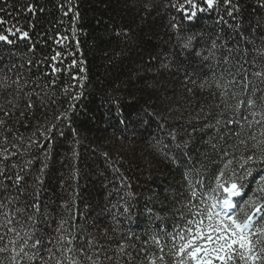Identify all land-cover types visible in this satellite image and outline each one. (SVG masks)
Segmentation results:
<instances>
[{
    "label": "snow or ice",
    "instance_id": "snow-or-ice-1",
    "mask_svg": "<svg viewBox=\"0 0 264 264\" xmlns=\"http://www.w3.org/2000/svg\"><path fill=\"white\" fill-rule=\"evenodd\" d=\"M131 4L148 13L162 4L168 13L166 31L181 55H194L209 67L221 63L228 66L219 76L213 74L199 82L184 69L182 85L188 93L193 92L191 84L212 94L215 111L208 113L213 120L205 127L215 129V135L204 141L206 147L194 158L189 150L192 135L185 133L182 138L179 132L168 133L172 145L164 146L168 151L161 158L182 170L178 198L174 196L169 213L174 214L171 228L157 225L139 245L138 237L125 235L115 225L93 233L78 223L74 205L68 200L61 204L55 235L39 226L48 216L40 196L50 154H43L35 175L29 154L43 147L41 141L54 140L57 132L63 135L60 127L70 118L74 102L81 98L88 81L79 42L74 51L68 43L77 36L78 5L73 0H58L71 28L50 37L58 47L39 58L34 44L18 47L19 41L31 39L30 32L0 17V196L9 186L15 190L0 199V264H264V16L246 21L239 0H131ZM259 7L264 8V2ZM21 9L29 15L44 11L43 6L37 8L28 0ZM212 12L216 13L213 27L199 34L194 31L195 22ZM230 40L235 41L232 47H228ZM4 55L10 58L7 65ZM172 66L167 56L158 68L150 65L145 74L151 72L153 79L146 81L147 86L155 88V76ZM64 76L67 79L59 83ZM58 96L66 98L67 109L56 106ZM112 100L110 114L125 132L131 129L135 133L140 125L152 121L164 128L166 117L160 110L145 106L124 112L119 98ZM37 107L43 110L44 119L32 126L22 125L33 129L25 135L17 125L28 118L29 110L34 115ZM257 167L253 187L250 178ZM29 176L31 184L27 185ZM76 176L73 169L69 179L75 181ZM132 196L130 192L121 195L112 208H122L127 218V202ZM156 219L165 218L158 215ZM109 231L120 236L115 248L101 242V237L109 238Z\"/></svg>",
    "mask_w": 264,
    "mask_h": 264
},
{
    "label": "trees",
    "instance_id": "trees-1",
    "mask_svg": "<svg viewBox=\"0 0 264 264\" xmlns=\"http://www.w3.org/2000/svg\"><path fill=\"white\" fill-rule=\"evenodd\" d=\"M28 2L35 3L37 8L43 6L44 11L29 15L21 9L25 0H7L6 3H0V7L4 8L0 17L9 25L23 26L30 32L31 39L19 41L18 47L24 49L34 44L39 58L58 47L50 37L70 29L71 21L63 17L58 0ZM73 2L78 5L80 18L76 24L77 36L68 43L74 51L76 42H79L83 59L86 60L88 81L83 95L74 102L70 118L60 127L59 131L63 135L57 132L54 140L41 141L43 147L29 154L33 161L32 175L39 171L43 154H50L40 196L42 208L46 206L48 216L42 218L39 226L46 233L55 235L62 213L61 204L68 200L74 205L78 223L85 225L89 231L96 233L99 229L102 233L105 228L115 225L125 235L138 237L136 243L139 245L141 240L148 238L149 232L157 230V225L171 228L173 223L174 214L169 213L174 196L178 198L182 170L161 158L168 151L164 146L172 145L168 133L179 132L182 138L185 133L192 135L194 139L189 150L194 158L206 147L204 141L215 135V129L205 127L213 120V116L208 113L215 111L212 108L215 103L212 94L191 84L189 87L193 88V92L188 93L182 85L184 69L199 82L211 78L213 74L219 76L228 66L221 63L209 67L208 62L201 64L194 55H181L179 49L173 47L175 41L170 39L166 31L168 13L162 4L158 10L148 13L138 4L133 7L131 0ZM262 2L264 0H239L246 21L264 16V8L259 7ZM215 17V12L203 14L195 22L193 30L199 34L201 30L211 29ZM240 18L238 16L237 20ZM116 33L121 35L117 36ZM68 34L71 35L70 31ZM234 43L230 40L228 47L234 46ZM166 56L173 61V66L169 71L159 72L155 76V88H149L146 81H151L153 77L151 72L145 74V70L150 65L158 68ZM77 58H80L79 54ZM2 59L5 65L10 60L7 55ZM137 73L140 75L137 76ZM66 79V76L62 77L59 83L62 84ZM113 97L119 98L121 111L124 112L145 106L160 110L166 117L163 120L164 128L161 129L156 121H152L140 125L135 133L131 129L125 132L115 115L110 114L114 108ZM56 106L61 110L67 109L66 98L58 96ZM48 115L50 118L52 108L48 109ZM43 119V110L37 107L34 115L29 110L28 118L22 119L17 127L28 135L32 127L25 128L22 125L32 126ZM104 153L108 154L107 158ZM73 169L77 171L75 181L69 179ZM258 172L259 167L250 178L253 187ZM30 184L31 176L27 177V185ZM31 191V187H28V192ZM127 192L133 196L127 202L130 211L125 218L123 209H114L112 205ZM10 193L14 194L15 190L9 186L0 199ZM24 198L27 199V195ZM110 213L117 216V221L113 220ZM158 215L165 219L157 220ZM94 224L96 227H93ZM101 242L115 248L120 236L109 231V238L101 237Z\"/></svg>",
    "mask_w": 264,
    "mask_h": 264
}]
</instances>
